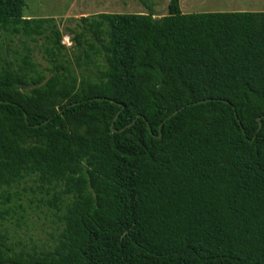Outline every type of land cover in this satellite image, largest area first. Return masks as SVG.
<instances>
[{"label": "trees", "instance_id": "obj_1", "mask_svg": "<svg viewBox=\"0 0 264 264\" xmlns=\"http://www.w3.org/2000/svg\"><path fill=\"white\" fill-rule=\"evenodd\" d=\"M179 3L79 18L77 72L53 19L0 0L1 30H50L52 67L0 60V264H264V13ZM27 181L61 223L40 252L3 225Z\"/></svg>", "mask_w": 264, "mask_h": 264}, {"label": "rangeland", "instance_id": "obj_2", "mask_svg": "<svg viewBox=\"0 0 264 264\" xmlns=\"http://www.w3.org/2000/svg\"><path fill=\"white\" fill-rule=\"evenodd\" d=\"M23 16L26 18H51L62 34L61 43L65 46L63 52L65 61H69L73 70L79 72L76 66L77 51L73 47L70 30H77L78 20L83 16L100 14L108 11L113 14H147L152 12L155 18L167 14L169 0H111L105 4H92L90 0H25ZM110 5V6H103ZM180 11L183 14L195 13H264V0H180ZM47 36L35 38V41L21 35H14L0 29V60L20 63L26 50H31V58L38 71L50 76L51 64L45 57L44 50ZM93 70V69H92ZM20 201L10 203L16 210L14 218H8L4 229L10 237L9 245L19 251L47 250L53 246L61 228V223L55 210L42 207L39 199L44 196V189L31 182L17 187ZM21 204L22 208L18 205Z\"/></svg>", "mask_w": 264, "mask_h": 264}, {"label": "water", "instance_id": "obj_3", "mask_svg": "<svg viewBox=\"0 0 264 264\" xmlns=\"http://www.w3.org/2000/svg\"><path fill=\"white\" fill-rule=\"evenodd\" d=\"M112 103H114L115 104V102L114 101H112ZM179 111V110H178ZM178 111H175L174 113H172L170 116H168L166 119H165V121H167V120H169L172 116H174V115H176L177 113H178ZM119 114V113H118ZM118 114L115 116V118H114V120H113V122L111 123V126H110V128H111V131L112 132H121V131H123V130H120V131H115L114 129H113V124H114V121L117 119V117H118ZM24 116L26 117V115L24 114ZM139 118H142V119H144L143 117H141V116H137V118L136 119H139ZM257 122L259 123V126H258V131L260 130V128H261V123H260V118H257ZM133 124V123H132ZM132 124H130V125H132ZM130 125H129V127H130ZM162 126H163V123L162 124H160V126H159V128H158V139H161L162 138V134H161V128H162ZM239 126H240V128H241V130H242V133H244V131H243V129H242V127H241V125L239 124ZM147 128H148V130L150 131V128H149V126H147Z\"/></svg>", "mask_w": 264, "mask_h": 264}, {"label": "crops", "instance_id": "obj_4", "mask_svg": "<svg viewBox=\"0 0 264 264\" xmlns=\"http://www.w3.org/2000/svg\"><path fill=\"white\" fill-rule=\"evenodd\" d=\"M111 0H90V2L92 4H94V2H96L98 4V6H100V4H105L107 2H110ZM103 6H110V5H103ZM101 13H110L108 11H100ZM100 13V14H101ZM110 14H113V13H110ZM83 17H86V16H83ZM155 18V17H154Z\"/></svg>", "mask_w": 264, "mask_h": 264}]
</instances>
